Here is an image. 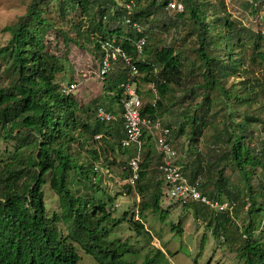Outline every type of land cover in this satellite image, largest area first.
<instances>
[{
    "label": "trees",
    "instance_id": "obj_1",
    "mask_svg": "<svg viewBox=\"0 0 264 264\" xmlns=\"http://www.w3.org/2000/svg\"><path fill=\"white\" fill-rule=\"evenodd\" d=\"M51 1L30 0L26 13L18 18L15 24L0 29L1 33L10 35L7 43L0 47V69L1 63L3 64L0 71L8 79L7 85L0 87V141L13 144V150L0 160V264H80L81 258L76 246L84 254L91 256L97 264H134L128 260L126 254L129 250L125 243L108 239L110 229L107 226L122 224L126 221V214L114 219L108 208H111L113 198L103 192L102 197L98 196L101 192L98 165H103L106 160L101 162L100 156L93 150L90 155L93 164L84 167L77 163L71 152L72 146L79 145L82 138L86 142L87 137L95 145L102 142L109 153L114 149L116 137L119 138L117 144L120 146L123 130L119 119V86L126 81L128 69L122 61L115 62L102 82L104 92L101 99L93 102V106L97 105V108H103L118 118L111 123L99 122L95 118L93 127L83 122L79 116L83 110L74 99L75 94L65 96L60 93L57 75L63 71V65L59 58L46 50L47 34L55 29V26L43 17V9L48 8ZM56 1L62 14L68 13L69 6L71 11L76 10L79 14L77 22H70V30L75 33L76 39L81 41L79 43L75 39V44H80L81 47L84 42L92 44L98 60L101 58V40L113 39L121 47L137 69L135 84L140 81L152 93L149 86L153 85L155 89L152 102L142 101L141 116L148 117L153 122L159 120L165 126L160 120L163 101L172 94L174 88L183 86V81L192 71L186 72L188 66L171 46L151 50L148 47V29L141 20L145 23L155 14L167 16L171 11L166 9L167 5L173 0H148L144 6L141 5L142 0H124L123 5L118 4L116 0ZM174 1L183 9L182 12L175 11L176 17L179 22L184 17L189 18V34L195 36L198 44L195 52L203 68V83L196 85L206 91L204 103L210 104V92H218L226 102L235 98L239 106L253 110L251 114H246L239 124L233 125L229 118L226 119L225 130L221 134L227 135L224 143L228 148L223 155L214 158L211 163H208L211 159L209 156L205 163L206 168L199 171L200 166L199 169L189 166L190 172L187 174L184 169L183 174L190 184L197 185L200 192L209 199L223 200L224 195L227 200L236 204L231 214L214 215L210 212L214 220L230 222L229 217H232L237 207H245L247 213L243 232L239 237L240 244L236 249L237 258L243 264H264V221L262 225H257L256 219V213L264 208V199L262 198V203L257 204L255 190L250 181L251 177L256 175L257 169L264 171V142L260 153L251 151L245 143L252 136V125L262 123L259 115L264 109L260 106L264 100V82L250 78L251 69L244 67L246 62L250 61L252 65L256 62L260 70L264 71L262 36L260 32L255 36L250 35L249 31L238 27L227 17L224 18V12L219 16L220 13L211 4L209 9L213 11L211 16L214 19L212 24H208L207 13L201 10L205 0ZM251 1L255 3L257 0ZM127 3L135 4V11L128 14L125 9ZM126 18L144 30L146 40L141 52H138L135 46L141 35L125 23ZM176 24L174 21L171 26ZM163 25L165 28L166 24ZM245 33L250 35L249 39L243 38ZM249 42H252L254 58H249L246 53ZM240 75H249L241 82L242 94L237 95L233 86L226 90L224 83ZM195 90L191 87L189 91L193 94ZM186 112L189 113V110L186 109ZM198 121L193 115L187 119L192 127L190 139L202 133ZM183 133L181 126L179 134ZM98 135L101 138L95 141L94 137ZM223 139L221 136L220 140ZM142 140L144 150L145 142H151V138L144 136ZM132 156L133 152L127 155L122 167V174L127 175L124 180L130 176L127 162ZM150 156V149L143 151L138 180L133 187L126 185L129 189L137 187L139 195L144 198L139 203L138 213L141 216L151 212L157 214L161 222H165L168 209L163 210L162 206L163 181L157 171V179L150 178L149 168L153 165ZM226 165L234 167L242 181L245 196L240 193L242 189H239V186L235 193L227 189L229 182L223 176ZM208 170L216 175L212 184L217 192L210 194L206 190L211 184ZM147 181L152 182L151 186L145 185ZM75 184L77 188L72 189L71 186ZM45 186L57 196L60 214H47L43 194ZM221 188H225L226 192L220 191ZM147 191L150 195L148 200L145 198ZM263 194L264 191L258 195L261 197ZM195 205L201 206L189 202L182 209H191ZM60 222L65 226V235L58 229ZM130 223L138 236L142 233L149 236L148 231H143L140 219L131 220ZM218 226L217 224L212 231L214 237L218 236ZM225 230L222 226L223 233ZM257 235L260 238H255ZM230 241L229 237L225 239V243L231 246ZM160 257H163V253L157 250L154 257L146 256L141 264H161L158 261Z\"/></svg>",
    "mask_w": 264,
    "mask_h": 264
},
{
    "label": "rangeland",
    "instance_id": "obj_2",
    "mask_svg": "<svg viewBox=\"0 0 264 264\" xmlns=\"http://www.w3.org/2000/svg\"><path fill=\"white\" fill-rule=\"evenodd\" d=\"M116 2L120 5L124 4V0H116ZM147 3L148 0H142L141 5L144 6ZM29 4L30 0H0V29L15 24L18 18L26 13ZM202 4L201 10L207 13L206 22L208 24H212L211 22L214 19L211 16L213 11L209 9L211 4L220 13L218 14L219 16H222L221 12H224V18L227 17L238 27L249 31L252 36H255L264 28V20L262 19L264 0H257L255 3H252L251 0H205ZM125 5L131 7V12L136 9L135 4L127 3ZM70 8L71 6H69L68 13L64 15L59 11V3L56 0H52L50 6L43 9V17L55 26V29L50 30L47 34L45 41L46 50L49 54L59 58L63 65V71L57 75V82L63 83L80 80L84 71H95L98 63L97 54L94 52L92 44L84 42L81 44L83 47H81L80 44H75L73 41L76 37L75 33L70 30V22H77L79 14L76 10L71 11ZM176 14L175 11H169L167 16H157L155 14L149 17L147 22L144 23L143 20L141 22L148 29V47L151 50L154 51L156 49L159 50L163 46H171L181 55V58L188 66L186 72L192 71L183 81V86L174 88L172 94L163 101V111L160 120L171 129V140L178 151L183 170L185 169L187 172L191 169L188 168L189 166L192 168L200 166V169L198 168L200 171L202 168L207 167L205 165L206 161H208L207 157L210 156L212 159L208 163L214 162V158L220 157L227 150L228 146L224 143L227 135L221 134L225 130L226 119L229 118L233 125L239 124L244 119V116L251 114L253 110H246L245 107L239 106L235 98L226 102L222 96H219L218 92H210V104L204 103L203 98L206 96V91L201 86L196 85L203 83L201 78L203 68L195 52L198 44L195 36L189 34L191 28L189 18L184 17L179 22ZM174 21L177 22L176 26H171ZM164 23L166 24L165 28ZM250 35L245 33L243 38L249 39ZM9 38L10 35L8 33L0 32V47L5 45ZM76 40L81 43L80 39L77 38ZM234 51L237 52L238 49H234ZM246 53L249 58L255 57L252 42L247 45ZM244 67L251 69L250 78L257 79L260 83L264 82V71L260 70L256 62L255 65L250 64V61L249 63L246 62ZM2 68L3 64L1 63L0 70ZM248 76L240 75L228 79L224 83L225 89L228 90L233 86L237 95L242 94L241 82ZM7 83L8 79L0 71V87L7 85ZM191 87L196 89L193 94L189 91ZM102 89L103 83H100L92 76L90 81L73 95L83 110L79 113V116L83 122H87L91 127L95 125V109L97 108V105L93 106V102L101 99L104 92ZM137 91L143 103H150L155 98L148 87L140 81L137 82ZM260 106L264 107V100L261 101ZM256 107L254 106V108ZM186 109L189 110V113L186 112ZM192 115L199 120L202 133L190 139L189 134L192 131V127L187 122V119ZM259 116L262 123L252 125V136L245 141L251 151L258 153L262 152L264 142V140L262 141L264 139V109ZM181 126L184 129L183 134H179ZM221 136H223V140H220ZM83 139L80 140L79 145L72 146L71 152L77 163L84 167L93 164L90 157L93 150L98 153L101 162L106 160L103 165H98L99 185L101 187V192L98 196L102 197L103 192L113 198L111 208L109 206L108 208L114 219H119L126 214L125 222L115 227H110L109 225L107 227L110 229L109 240H118L121 244H126L129 250V253L126 254L128 260L134 264H141L146 256L149 258L154 257L157 250H159L163 253V257L158 258L161 264H243L237 258L236 249L240 244L239 237L241 232H243V222L246 219L247 212L245 207L238 206L232 217L228 216L230 222H226L220 219L218 221L214 220L215 218L203 206L195 205L191 209L183 210L182 207L176 204L167 206L170 201L165 199L164 205H162L163 210L168 209V216L165 222H161L159 216L151 212H146L141 216L138 212L139 203L144 199L142 198L143 196L139 195L137 187L129 189L126 182L122 181L127 176L122 174V167L125 165L127 155L132 150L122 151L117 144L119 142L117 137L114 139V149L111 153H109L102 142L95 145L88 137L86 142ZM145 143L146 146L143 151L146 152L150 149V159L152 166L155 168L157 154L153 150V143L152 141ZM12 146V143L5 144L0 141V160L4 159L8 152L13 150ZM224 168L223 176L229 182L227 189L235 193L236 189H238L237 186H239V189H242L240 193L245 196L243 194L245 190L242 187V181L239 179L234 167L226 165ZM208 171H210L208 178L211 184L208 185L206 190L210 194L217 192L212 184L216 180V175L211 174V170ZM157 177L158 175L155 171L150 178L155 180ZM250 181L255 190L254 196L257 204L262 203L261 200L262 198L264 199V194L261 197L258 194L264 191V171L257 169L256 175L252 176ZM151 183V181H147L145 185L151 186ZM71 188L76 189V184L71 186ZM224 190L225 188H221L220 191L223 192ZM148 193L149 191H147L146 200L150 197ZM43 194L47 214L49 216H52L53 213L60 214L61 208L57 196L47 186L43 188ZM222 199L227 200L228 198L222 195ZM240 201L242 203L243 198ZM198 211L199 213L197 214L196 212ZM256 214H258L256 218L258 221L257 225H262L264 208ZM138 219L143 223V231H148L149 236L143 235V233L138 236L133 230L130 221ZM217 224L219 225V233L217 237H214L212 231ZM222 226L226 229L224 233L222 232ZM58 229L62 234H66L65 226L62 222L58 223ZM228 237L231 240V246L225 243V239H228ZM255 238H260V236L257 235ZM76 249L81 258L80 264H97L91 256L84 254L78 246H76ZM195 259L197 260L196 263Z\"/></svg>",
    "mask_w": 264,
    "mask_h": 264
},
{
    "label": "built area",
    "instance_id": "obj_3",
    "mask_svg": "<svg viewBox=\"0 0 264 264\" xmlns=\"http://www.w3.org/2000/svg\"><path fill=\"white\" fill-rule=\"evenodd\" d=\"M128 14L131 12V7L125 5ZM167 10L182 12V7L173 1L167 5ZM264 20V11L262 13ZM125 23L131 25L132 28L141 35L135 46L138 52H141L145 45L146 36L144 30L136 23H131L129 18H126ZM262 41L264 45V28L260 30ZM101 58L98 60L97 69L95 71L86 70L81 74L80 80L63 83L60 82V93L69 96L80 91L82 86H85L90 79L95 78L100 83L103 82L105 76L112 70L115 62L122 61L128 69L126 81L120 84L121 90L120 107L123 138L120 141V148L122 150H132L133 156L128 159L127 167L130 171V176L126 180V184L134 186L138 180L139 165L141 163V155L143 153L144 136H149L153 143V150L159 157L156 170L163 181V202L165 199L170 202L168 205L176 204L184 207L189 202L198 203L205 207L214 215L222 213H232L236 207L233 201L209 199L204 196L197 185L190 184L183 174V165L179 160V154L171 140V129L163 126L159 120L152 121L148 117L141 116L142 99L137 91L135 78L138 72L135 66L132 65L130 59L123 52L113 39H104L100 41ZM149 88L155 94L153 85ZM95 118L99 122L111 123L116 120L115 115L106 112L103 108H97L95 111ZM100 135L95 136L94 140L99 141ZM164 205V204H163Z\"/></svg>",
    "mask_w": 264,
    "mask_h": 264
},
{
    "label": "crops",
    "instance_id": "obj_4",
    "mask_svg": "<svg viewBox=\"0 0 264 264\" xmlns=\"http://www.w3.org/2000/svg\"><path fill=\"white\" fill-rule=\"evenodd\" d=\"M158 161H159V157L156 155V166H157V163H158ZM155 171H157L156 170V167L154 168V166H151L150 168H149V175H152V173H154ZM190 171H187L186 173L188 174ZM157 173V172H156ZM122 181H125L126 182V180H122Z\"/></svg>",
    "mask_w": 264,
    "mask_h": 264
}]
</instances>
